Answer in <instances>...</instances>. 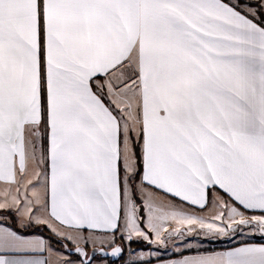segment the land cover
Listing matches in <instances>:
<instances>
[{"label":"snow or ice","instance_id":"6c2138e0","mask_svg":"<svg viewBox=\"0 0 264 264\" xmlns=\"http://www.w3.org/2000/svg\"><path fill=\"white\" fill-rule=\"evenodd\" d=\"M0 264H264V0H0Z\"/></svg>","mask_w":264,"mask_h":264},{"label":"rangeland","instance_id":"374dc122","mask_svg":"<svg viewBox=\"0 0 264 264\" xmlns=\"http://www.w3.org/2000/svg\"><path fill=\"white\" fill-rule=\"evenodd\" d=\"M240 239H241V238L237 237V238H236L235 240H233V241H227V240H225V241H223V242L217 244L216 247H225V246H229V245H231V244H234V243H236V242H239Z\"/></svg>","mask_w":264,"mask_h":264},{"label":"crops","instance_id":"0c3cea01","mask_svg":"<svg viewBox=\"0 0 264 264\" xmlns=\"http://www.w3.org/2000/svg\"><path fill=\"white\" fill-rule=\"evenodd\" d=\"M239 242H240V241H239ZM239 242H236V243L231 244V245H229V246H225V247H217V248L226 249V248H228V247L235 246V245L238 244Z\"/></svg>","mask_w":264,"mask_h":264}]
</instances>
